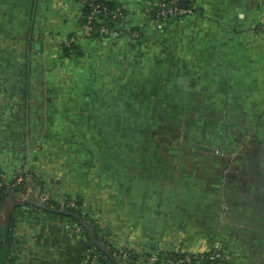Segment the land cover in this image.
Returning a JSON list of instances; mask_svg holds the SVG:
<instances>
[{"label":"crops","instance_id":"1","mask_svg":"<svg viewBox=\"0 0 264 264\" xmlns=\"http://www.w3.org/2000/svg\"><path fill=\"white\" fill-rule=\"evenodd\" d=\"M83 1L0 0V167L23 181L0 199V264H264V0L167 20L164 0H109L138 42L87 34ZM64 199L80 216L47 210Z\"/></svg>","mask_w":264,"mask_h":264},{"label":"built area","instance_id":"2","mask_svg":"<svg viewBox=\"0 0 264 264\" xmlns=\"http://www.w3.org/2000/svg\"><path fill=\"white\" fill-rule=\"evenodd\" d=\"M181 1H186L187 6L182 7L180 5ZM195 2L196 0H164L155 11V18L159 20H167L193 15L196 11ZM83 3L85 7L89 9L86 28L87 34H92L94 31H97L102 37L112 41H119L125 36L133 42H138L140 40L141 34L137 30L133 31L131 34L128 33V31L132 29V26L128 23V17L127 14L123 12V7H116V9L110 13L107 6L100 1L84 0ZM109 16L113 19H120L122 21L121 25L116 28L102 25L104 19ZM22 182L21 179H10L7 173L0 167V189H15L21 185ZM59 205L64 209H73L76 207V201L72 199H64ZM130 253L131 252L128 249H121L113 252V255L111 254V256L121 259L128 257ZM149 259L155 262L165 261L177 264H215L223 260V255L218 248H215L208 253H183L179 255H168L166 257H150Z\"/></svg>","mask_w":264,"mask_h":264},{"label":"rangeland","instance_id":"3","mask_svg":"<svg viewBox=\"0 0 264 264\" xmlns=\"http://www.w3.org/2000/svg\"><path fill=\"white\" fill-rule=\"evenodd\" d=\"M179 82H180V80H179ZM169 94V93H168ZM171 95H173V91H172V93H171ZM168 105H170V103L168 104ZM171 105H173V102H171ZM127 109L128 108H126L125 106H115V111H117V117H121L122 115H123V112L124 113H126L127 112ZM149 109V108H148ZM153 110H156V116H158V115H163V116H165V115H167L168 113L167 112H171V113H173V108L172 107H169V106H167V107H165V106H159L158 108H156V109H153V108H151V110L150 111H148V113L147 112H145V113H137V115L139 114V115H141V114H143L144 116H146L147 117V120H145L146 122L147 121H153V119L151 118L152 116H154V113L152 112ZM131 113H132V111H131ZM121 114V115H120ZM133 114H134V112H133ZM170 114V113H169ZM172 116V115H171ZM136 119H137V117H135L134 118V121H136ZM146 119V118H145ZM126 124V123H125ZM127 125V124H126ZM129 125V129H128V131H129V134H131V133H133V132H135L136 130L138 131V130H140V131H142V132H145L146 133V131H147V134L148 133H151V131H153L154 130V125H153V123H150V122H147L146 124H136V122H133L132 124H128ZM171 125L172 126H170V131L173 133V122L171 123ZM175 126L176 125H174V128H175ZM117 127H122V125L120 124V125H117ZM124 128H126V130L125 131H127V126H123ZM167 127V126H166ZM115 128H116V125H115ZM120 130V129H119ZM159 131V130H158ZM139 132V131H138ZM118 140V139H117ZM138 141H139V144H141L142 142H143V140H138V139H135V138H132V136H130L129 137V139H128V141H127V143L128 144H130V146H133V145H135L136 144V146H137V143H138ZM144 142H145V147H154V145H155V143H158V141H154V140H144ZM114 144L113 145H117L118 143H119V140L116 142V140L113 142ZM97 144H98V146H104L105 145V141L102 139V138H100L99 137V139L97 140ZM115 145V146H116ZM73 200V199H72ZM108 251V250H107ZM110 254H111V252H109ZM132 252L130 253V255L128 256V257H126V258H121V259H119V258H114V256L112 257L113 259H118L119 261H130L129 260V258L132 256ZM112 255H113V253H112ZM111 258V259H112ZM150 258V257H149ZM150 261H151V259H149Z\"/></svg>","mask_w":264,"mask_h":264},{"label":"trees","instance_id":"4","mask_svg":"<svg viewBox=\"0 0 264 264\" xmlns=\"http://www.w3.org/2000/svg\"><path fill=\"white\" fill-rule=\"evenodd\" d=\"M96 1H100V2H102L105 6H107V8H108V11L111 13V12H113L115 9H116V7H119L120 5H117V4H115V3H113V2H111V1H109V0H96ZM123 12L126 14V12L123 10ZM88 13H89V9L87 8V7H85V21H84V23H86L87 22V16H88ZM121 23H122V21L120 20V19H113L111 16H109V17H107V18H105L104 19V21H103V23H102V25H107V26H109V27H111V28H116V27H118V26H120L121 25ZM99 26H101V25H99ZM98 26V27H99ZM138 31V32H140V34H141V38H142V33H141V31L139 30V28H134V27H132V29L130 30V31H128V33L129 34H131L133 31ZM93 35L94 36H101V34L100 33H98L97 31H94L93 32ZM102 37V36H101ZM104 38V37H103ZM123 38H127V36H125V37H123ZM140 38V39H141ZM140 41V40H139ZM65 48H66V51H68V52H71L72 50H74V49H77V47L75 46V44L74 43H71V44H69L68 46H65ZM11 190H13V189H0V199H2V198H4L6 195H7V193L8 192H10ZM68 200H71V199H68ZM76 201V200H75ZM78 206H79V204H78V202L76 201V207L75 208H73V209H64V208H62V207H60V205L59 204H57V203H55V202H49V204L47 205V210L48 211H50V212H53V213H59V212H67V213H69L70 215H72V216H74V217H77L78 215L80 216V210L78 209ZM113 252H111V254H112ZM105 255H107L106 253H104ZM108 256V255H107ZM108 258L109 259H111V257H109L108 256Z\"/></svg>","mask_w":264,"mask_h":264},{"label":"water","instance_id":"5","mask_svg":"<svg viewBox=\"0 0 264 264\" xmlns=\"http://www.w3.org/2000/svg\"><path fill=\"white\" fill-rule=\"evenodd\" d=\"M180 5H181V6L185 5V1H181ZM181 82H183V79H182ZM45 208H46V207H45ZM101 249H103V251H104L109 257L112 258L111 254L109 253V251H107V249H105V248H101ZM112 259H113V258H112Z\"/></svg>","mask_w":264,"mask_h":264}]
</instances>
